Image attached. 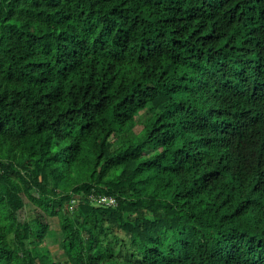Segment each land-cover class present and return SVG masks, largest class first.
Wrapping results in <instances>:
<instances>
[{"label":"trees","instance_id":"16d2710c","mask_svg":"<svg viewBox=\"0 0 264 264\" xmlns=\"http://www.w3.org/2000/svg\"><path fill=\"white\" fill-rule=\"evenodd\" d=\"M0 264H264V0H0Z\"/></svg>","mask_w":264,"mask_h":264},{"label":"rangeland","instance_id":"374dc122","mask_svg":"<svg viewBox=\"0 0 264 264\" xmlns=\"http://www.w3.org/2000/svg\"><path fill=\"white\" fill-rule=\"evenodd\" d=\"M141 126L136 128V132L140 130ZM33 216V207L26 202V206L20 211L19 218L20 220H27ZM45 221L50 226L49 235L46 237L47 248L50 251V254L53 260H62V250H61V242L62 235L59 229L57 218H45ZM108 248H110L115 253H119L123 248H128V244L125 242H117V243H108Z\"/></svg>","mask_w":264,"mask_h":264},{"label":"built area","instance_id":"2783aa9c","mask_svg":"<svg viewBox=\"0 0 264 264\" xmlns=\"http://www.w3.org/2000/svg\"><path fill=\"white\" fill-rule=\"evenodd\" d=\"M98 203L104 204L105 206H112L115 204V200L113 198L101 197L98 199Z\"/></svg>","mask_w":264,"mask_h":264}]
</instances>
